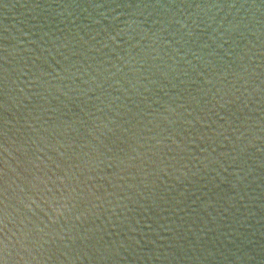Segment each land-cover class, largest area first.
<instances>
[{
	"label": "water",
	"instance_id": "water-1",
	"mask_svg": "<svg viewBox=\"0 0 264 264\" xmlns=\"http://www.w3.org/2000/svg\"><path fill=\"white\" fill-rule=\"evenodd\" d=\"M0 264H264V0H0Z\"/></svg>",
	"mask_w": 264,
	"mask_h": 264
}]
</instances>
